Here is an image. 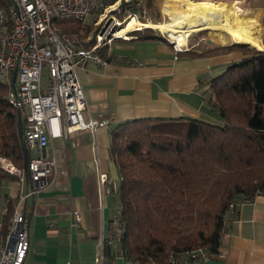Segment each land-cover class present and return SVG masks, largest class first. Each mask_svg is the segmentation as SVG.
Instances as JSON below:
<instances>
[{
    "label": "trees",
    "instance_id": "trees-1",
    "mask_svg": "<svg viewBox=\"0 0 264 264\" xmlns=\"http://www.w3.org/2000/svg\"><path fill=\"white\" fill-rule=\"evenodd\" d=\"M7 3L0 0V7ZM153 4L144 2L146 8ZM83 24L65 20L54 25L61 33L83 36L82 30L88 33ZM261 25L264 29V12ZM154 33L145 28L132 37L150 39ZM203 44L183 53L245 52L210 81L206 101L218 123L192 117L139 119L121 122L111 132L110 156L119 177L117 244L133 264H197L196 254H218L236 205L264 195V51ZM107 50L105 46L96 53ZM103 59L107 62L109 56ZM21 127L22 114L8 104L0 84V157L25 169L28 156L20 145ZM4 179L17 180L0 169ZM3 196L8 201L0 233L15 207L11 197Z\"/></svg>",
    "mask_w": 264,
    "mask_h": 264
},
{
    "label": "crops",
    "instance_id": "crops-1",
    "mask_svg": "<svg viewBox=\"0 0 264 264\" xmlns=\"http://www.w3.org/2000/svg\"><path fill=\"white\" fill-rule=\"evenodd\" d=\"M115 42L118 53L108 48L98 54L109 56L104 66L85 62L78 69L87 103L84 120L105 126L73 131L50 143L56 168L48 188L26 202L29 249L23 264H91L106 235L113 239L105 249V264H133L120 252L112 223L119 182L110 156L112 130L139 119L215 121L206 101L210 81L245 57L238 51L202 56L176 52L160 36ZM100 174L108 180L104 188H99ZM234 210L218 254H196L197 264H264V195ZM74 211L80 214L78 227Z\"/></svg>",
    "mask_w": 264,
    "mask_h": 264
},
{
    "label": "built area",
    "instance_id": "built-area-1",
    "mask_svg": "<svg viewBox=\"0 0 264 264\" xmlns=\"http://www.w3.org/2000/svg\"><path fill=\"white\" fill-rule=\"evenodd\" d=\"M91 11V0H8L5 7H0V84L6 90L8 104L22 114L28 156L25 169L0 157V169L20 185L18 195L12 199L13 213L5 232L0 233V264L24 263L29 249L26 202L48 188L56 168L50 143L73 131L94 132L105 126V122L84 120L87 103L77 72L85 62L104 66L107 62L98 56L97 49L114 39L133 40L132 36L127 34L130 39L124 40L113 35L107 43L98 36L89 48L85 40L61 33L54 25L65 20L84 22ZM164 39L176 52L187 51ZM107 183L106 175H98L99 188ZM0 201L1 228L8 199L1 196ZM73 216L74 226L78 227L79 212L74 211ZM118 216L115 210L114 225ZM112 239L110 235L101 237L91 264H105V248Z\"/></svg>",
    "mask_w": 264,
    "mask_h": 264
},
{
    "label": "rangeland",
    "instance_id": "rangeland-1",
    "mask_svg": "<svg viewBox=\"0 0 264 264\" xmlns=\"http://www.w3.org/2000/svg\"><path fill=\"white\" fill-rule=\"evenodd\" d=\"M108 1L109 0H91L92 11L87 16L86 20L82 22L84 23L82 25L84 28L87 26L86 31H88V33L85 34L84 33L85 30H82L81 33L83 34V36L76 35L77 38L78 37L82 38V40H85L87 43L93 40V44H92L93 46L97 41V37L99 36L101 38V42L105 40L107 43V41L111 39L113 35H115V32L120 29L119 24L124 23V21L129 16H132V15L135 16V18L139 20L141 23L149 22L152 24H158L164 21H168V16L165 15L163 12L164 0H154L156 4H153L152 5L153 7H150V8H146L144 6V2L146 0H116L115 2H108ZM130 1H136V3H131ZM189 1L199 2L195 0H189ZM207 1H210V2L212 1V3L214 4L219 3L221 5L224 4L228 6L237 2L238 7L243 10L244 16L246 17L247 21L256 28L259 34V37H261L262 44H263L264 29L261 25V19L263 16L264 9L262 7V3L260 0H232V1L207 0ZM127 2H130L131 4H129V6L128 5L124 6L123 3H127ZM259 23H260V26H259ZM144 29L145 28H142V27H140L137 30L132 29L127 34L129 36H132V35H135V32L137 31H139V33L143 32ZM150 29L153 30L154 32H157V34L154 33L155 35L160 36L161 38L164 37L170 40V38L167 37L166 34L163 35V33H161L159 30H155L153 28H150ZM127 34H126V37H128ZM226 37H225V44H220L216 41L215 37H212L209 35V31L208 32L200 31V32L192 33L191 35L188 36L186 46L183 48H185L188 51L192 47H197L199 44H203L204 41H207L212 46H216V47L217 46L219 47L227 46V45H232V44L234 45V43L231 40H228L229 38L228 37L226 38ZM116 38H120V37H116ZM135 38L136 37H131V39L133 40H135ZM125 40H128V39H125ZM115 41L125 42L119 39H114L112 42H115ZM111 43H110V46L109 45L107 46L105 45V46L109 48L110 51H113L114 54L118 53L117 50L115 49V46L118 42L117 43L115 42L112 45ZM92 46H89V48ZM244 47L257 50L249 46H244ZM257 51H264V45H263V50H257ZM240 53L243 56L245 55L244 51H240ZM5 93H6V90H5ZM214 113L215 115L213 114V118H215V121L217 122L215 121H210V122L218 123L219 120H218L217 113L216 112ZM30 155H31V152H30ZM19 187L20 185L18 181L15 179L14 180L12 179L0 180V195L3 196L4 194H8V196H12L11 198L13 199L14 197L18 195Z\"/></svg>",
    "mask_w": 264,
    "mask_h": 264
},
{
    "label": "bare ground",
    "instance_id": "bare-ground-1",
    "mask_svg": "<svg viewBox=\"0 0 264 264\" xmlns=\"http://www.w3.org/2000/svg\"><path fill=\"white\" fill-rule=\"evenodd\" d=\"M237 4L235 2L228 6L205 0H164L163 12L168 16V21L158 24L141 23L132 15L122 25L119 24L120 29L115 32L114 37L129 40L126 34L132 29L148 27L166 34L176 47L183 48L192 33L209 31V35L215 37L220 44H225L227 36L235 44L263 50L256 28L247 21L243 10Z\"/></svg>",
    "mask_w": 264,
    "mask_h": 264
},
{
    "label": "water",
    "instance_id": "water-1",
    "mask_svg": "<svg viewBox=\"0 0 264 264\" xmlns=\"http://www.w3.org/2000/svg\"><path fill=\"white\" fill-rule=\"evenodd\" d=\"M163 39H164V37H163ZM164 40H165V39H164ZM172 44H173V43H172ZM234 44H235V43H234ZM235 45L247 46V45H245V44H235ZM15 76H16V71H14V73H13L12 81H14ZM18 136H19L20 145H21V149H22L23 155L26 156V155H27V148H26V144H25L24 139H23L22 127L18 129Z\"/></svg>",
    "mask_w": 264,
    "mask_h": 264
}]
</instances>
